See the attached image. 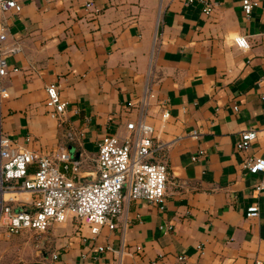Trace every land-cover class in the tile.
I'll use <instances>...</instances> for the list:
<instances>
[{
	"label": "crops",
	"instance_id": "crops-1",
	"mask_svg": "<svg viewBox=\"0 0 264 264\" xmlns=\"http://www.w3.org/2000/svg\"><path fill=\"white\" fill-rule=\"evenodd\" d=\"M184 1L26 0L19 14L0 15L5 44L21 49L6 58L16 72L2 80L0 106V132L15 150L64 151L77 178H88L99 140L122 138L146 94L144 120L153 145H162L150 160L167 170L161 209L128 202L116 227L96 236L76 220L55 248L27 264H264V191L253 190L264 174L241 167L246 158L264 159V0H254L248 17L241 0H210L209 16ZM237 36L246 49L233 44ZM48 84L65 103L59 121L43 105ZM245 130L256 138L238 152ZM6 195L10 206L30 200ZM250 206L256 218H245Z\"/></svg>",
	"mask_w": 264,
	"mask_h": 264
},
{
	"label": "built area",
	"instance_id": "built-area-1",
	"mask_svg": "<svg viewBox=\"0 0 264 264\" xmlns=\"http://www.w3.org/2000/svg\"><path fill=\"white\" fill-rule=\"evenodd\" d=\"M25 1L0 0V15L8 12L19 14ZM42 1L55 4L62 0ZM193 1L201 5L203 15L211 14L210 0H185L183 3L187 5ZM256 5L254 0H241L244 17H248ZM90 6L89 2L85 3V8ZM6 35V28L0 23V106L7 97L2 80L8 73L16 72V69L8 68L6 58L21 51L18 44H5ZM232 42L239 49L247 48L243 37H234ZM44 93L43 105L47 114L59 121L64 114L65 103L58 96L57 86L46 85ZM147 97L144 94L139 100L138 115L134 121L125 124L122 138L105 135L99 140L94 159L95 171L84 179L77 178L76 163L66 152L37 157L29 151L15 150L11 141L0 132V227L5 233L14 236L23 231L44 232L53 223L73 218L85 220L89 234L96 236L101 228L111 231L116 227L128 202L142 200L161 209L167 170L162 162L150 160L152 153L161 150L162 145H153V129L144 120ZM161 117L166 119L168 113L163 111ZM195 135L192 132L190 137ZM65 137L75 140L72 131H68ZM255 138L253 130L240 132L234 149L245 152ZM196 155L201 156L203 152L198 151ZM195 159V156L191 158L192 161ZM31 166L32 171L29 170ZM241 167L251 175L264 174V159L246 158ZM253 190L264 191V181L256 184ZM15 192L28 193L30 200L16 206L3 204L2 196ZM257 216L256 206L246 209L245 218ZM51 258L55 260L56 256Z\"/></svg>",
	"mask_w": 264,
	"mask_h": 264
},
{
	"label": "rangeland",
	"instance_id": "rangeland-1",
	"mask_svg": "<svg viewBox=\"0 0 264 264\" xmlns=\"http://www.w3.org/2000/svg\"><path fill=\"white\" fill-rule=\"evenodd\" d=\"M11 196L5 195L4 199ZM76 225V220L70 218L51 224L44 232L23 231L14 236H8L0 227V264H27L39 259L55 248L58 240Z\"/></svg>",
	"mask_w": 264,
	"mask_h": 264
},
{
	"label": "bare ground",
	"instance_id": "bare-ground-1",
	"mask_svg": "<svg viewBox=\"0 0 264 264\" xmlns=\"http://www.w3.org/2000/svg\"><path fill=\"white\" fill-rule=\"evenodd\" d=\"M6 194H4V196H5Z\"/></svg>",
	"mask_w": 264,
	"mask_h": 264
}]
</instances>
